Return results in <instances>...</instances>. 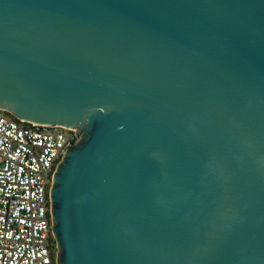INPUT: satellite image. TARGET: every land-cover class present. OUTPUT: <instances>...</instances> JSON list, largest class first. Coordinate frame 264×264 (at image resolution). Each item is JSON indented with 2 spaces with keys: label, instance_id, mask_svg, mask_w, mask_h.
<instances>
[{
  "label": "water",
  "instance_id": "95a60500",
  "mask_svg": "<svg viewBox=\"0 0 264 264\" xmlns=\"http://www.w3.org/2000/svg\"><path fill=\"white\" fill-rule=\"evenodd\" d=\"M0 109L74 131L56 264H264V0H0Z\"/></svg>",
  "mask_w": 264,
  "mask_h": 264
},
{
  "label": "built area",
  "instance_id": "2783aa9c",
  "mask_svg": "<svg viewBox=\"0 0 264 264\" xmlns=\"http://www.w3.org/2000/svg\"><path fill=\"white\" fill-rule=\"evenodd\" d=\"M76 141L72 130L0 109V264H56L49 191Z\"/></svg>",
  "mask_w": 264,
  "mask_h": 264
}]
</instances>
